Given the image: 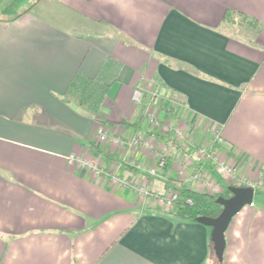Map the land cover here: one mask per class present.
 <instances>
[{"label": "crops", "instance_id": "1", "mask_svg": "<svg viewBox=\"0 0 264 264\" xmlns=\"http://www.w3.org/2000/svg\"><path fill=\"white\" fill-rule=\"evenodd\" d=\"M107 56L122 66L101 123L59 97L76 71L93 77ZM137 86L146 101L155 92L180 96L170 112L160 107L161 118L185 117L194 147L219 127L214 147L238 174L260 181L224 232L223 261L264 264V0H41L0 22V264L211 259L209 226L110 182L116 174L160 195L169 177L179 178L181 162L195 159L193 147L161 136L146 117L133 125L143 113L132 98ZM100 124L108 138L98 143ZM140 135L159 146L174 142L156 175L148 173L155 149L127 143ZM70 154L88 164L69 162Z\"/></svg>", "mask_w": 264, "mask_h": 264}, {"label": "built area", "instance_id": "2", "mask_svg": "<svg viewBox=\"0 0 264 264\" xmlns=\"http://www.w3.org/2000/svg\"><path fill=\"white\" fill-rule=\"evenodd\" d=\"M162 96L166 99H169V94L159 95L155 92L151 93L150 97L146 101L144 100L143 89L140 86H137L132 93L133 100L141 106L144 116L152 125L153 129L164 136L171 133L173 135L172 141H177V143L182 148L186 149L189 147H193L192 150L195 159L187 157L185 160H183L180 167L177 169V176L185 184H188L190 188L200 190L202 192L221 194L222 191L220 190L219 182L214 179L212 177V174L210 173V169H214L219 174L222 180L228 181L229 185L250 186L255 190L260 181L251 180L245 176H241L240 174H238L234 166L225 160L220 152H218L217 147H214L221 140L220 128H211V139L194 148L193 143L187 138L188 132L185 131L186 128L184 121L177 120V123L172 124L170 118L167 120H163L161 118L158 109V101ZM169 101L171 100L169 99ZM166 107V112H169V106ZM107 138V130L102 124H100L95 132V140L96 142L101 143L105 142ZM169 141L170 140L165 141L163 144H161V146H159L156 143L152 142L149 139V136L140 135L131 137L127 143L130 147L136 146L138 143H140L146 150L155 149L157 163L155 167H151L148 169V173L150 175H156L157 168H163L166 165L168 148L171 144H174V142H171L170 144ZM67 158L69 162H75L80 164L81 166L88 164L85 159L75 154H70ZM207 162L211 165L212 168L209 167V169L206 167V165L208 164ZM130 163L133 164L134 162L131 161ZM91 167L98 174L102 172V170L96 165H93ZM110 182L115 186L129 185L137 194L143 197L154 195L157 201L166 208H173L178 199L177 194L170 188L160 195H155L152 194V192L147 188L145 184L132 183L130 185L126 180L117 176L116 174L110 175ZM187 202L191 203L189 199H187Z\"/></svg>", "mask_w": 264, "mask_h": 264}, {"label": "trees", "instance_id": "3", "mask_svg": "<svg viewBox=\"0 0 264 264\" xmlns=\"http://www.w3.org/2000/svg\"><path fill=\"white\" fill-rule=\"evenodd\" d=\"M40 1L0 0V22L8 23L16 20ZM242 20L247 21L251 25L257 23L254 19L243 18ZM121 66L122 64L119 60L112 56H107L93 77L85 76L80 71H76L59 99L67 105H74L86 114L98 119L99 122L104 123L102 122L104 120L98 117V113L109 87L117 79ZM169 99L183 103L182 98L174 92L169 94ZM168 105L169 100L162 96L160 98V106L164 108ZM144 118V114L141 113L139 120L133 125H139ZM165 185L177 194L178 199L172 213L182 221L197 222L196 218L200 216L216 217L222 210V205L217 201V197L223 194L195 190L177 177H169L165 181ZM187 199L191 203H188ZM212 253V257L208 259L207 264H224L223 260L218 261L213 251Z\"/></svg>", "mask_w": 264, "mask_h": 264}, {"label": "water", "instance_id": "4", "mask_svg": "<svg viewBox=\"0 0 264 264\" xmlns=\"http://www.w3.org/2000/svg\"><path fill=\"white\" fill-rule=\"evenodd\" d=\"M229 196L219 195L217 201L222 205L220 214L216 217L200 216L197 222L209 226L210 239L213 243V252L218 261L223 260L225 249L224 232L231 218L245 205L251 204L254 189L250 186L229 185Z\"/></svg>", "mask_w": 264, "mask_h": 264}, {"label": "rangeland", "instance_id": "5", "mask_svg": "<svg viewBox=\"0 0 264 264\" xmlns=\"http://www.w3.org/2000/svg\"><path fill=\"white\" fill-rule=\"evenodd\" d=\"M167 100H169V99H167ZM158 106H159L158 109L161 110V108H160V107H161V106H160V98H159V101H158ZM168 106H169V108H170V110H169V112H170V111L172 110V109H171V106H170V101H169V105H168ZM162 109H164V112L167 111V110H166L167 107H164V108H162ZM159 113H160V111H159ZM177 120H180V121H184V122H185L187 119H185V117H180V116H178V117H177ZM185 123H186V122H185ZM185 131H187V129H186ZM162 136H164V135H162ZM211 137H212V135H211ZM195 147H196V146H195ZM195 147H194V148H195ZM236 172H237V171H236ZM227 182H228V181H227ZM227 186H229V184H228ZM221 191H222L221 194H223V195H227V194H228V191L224 190V188H223ZM259 199H260V198L257 196L256 199H255V202H256V200H257V202H258Z\"/></svg>", "mask_w": 264, "mask_h": 264}]
</instances>
